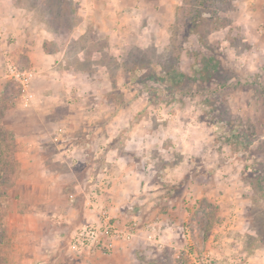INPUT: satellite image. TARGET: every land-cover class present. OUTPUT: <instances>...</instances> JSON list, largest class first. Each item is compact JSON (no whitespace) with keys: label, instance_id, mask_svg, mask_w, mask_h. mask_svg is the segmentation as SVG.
I'll return each instance as SVG.
<instances>
[{"label":"rangeland","instance_id":"1","mask_svg":"<svg viewBox=\"0 0 264 264\" xmlns=\"http://www.w3.org/2000/svg\"><path fill=\"white\" fill-rule=\"evenodd\" d=\"M188 8L189 0H0V62L6 56L32 69L41 53L43 61L44 54L62 55L50 64L64 61L62 71L87 82L90 97L83 105L90 111L62 120L90 132L95 145L87 150L93 165L76 166L83 169L81 190L87 195L96 189L105 168L129 167L147 178V190L163 191L142 198L132 179L135 187L127 190L145 210L131 207L114 217L110 208L117 221L150 218L143 222L160 227L167 242L183 228L188 244L213 255L219 251L222 264H264V0H231L223 11H205L185 24ZM29 29L43 38L32 61L28 48L11 52L3 46L38 42ZM20 96L0 64V264H104L96 253L105 251L72 254L68 236L62 251L43 252L39 211L30 212L37 205L27 202L26 190H15L22 171L16 158L22 142L33 137L49 142L47 156L58 153L47 134L37 138L23 124L49 128L61 118L39 121L21 106ZM65 102L57 106L62 112L69 108ZM117 157L124 167L114 164ZM50 169L63 175L65 188L71 185L64 161ZM114 181H105L102 199ZM169 222L174 226L164 229ZM139 240L121 241L116 254L173 255L177 264L168 246L147 243L141 249ZM235 256L240 260H227Z\"/></svg>","mask_w":264,"mask_h":264},{"label":"crops","instance_id":"2","mask_svg":"<svg viewBox=\"0 0 264 264\" xmlns=\"http://www.w3.org/2000/svg\"><path fill=\"white\" fill-rule=\"evenodd\" d=\"M14 18L15 19L13 20H16V17ZM9 22H11V19L9 20ZM33 31L35 32V36L39 37L38 42L35 40L29 44H26L24 42L25 40L21 41V43L17 41L14 44H11L10 47L8 45H3L4 48H8L7 50L11 52L15 49L19 50V48H28L26 49L25 54L26 57L31 59L33 56H36V52L41 51V43L43 40L42 36H40L41 32H36L35 30ZM28 32L30 34L33 33L30 29L28 30ZM25 38L32 41L31 38L26 34ZM31 44L35 47H31ZM44 56L46 60L43 61V53H41V56L38 57V61L30 62L31 64H29L31 67H33L32 69H39L40 74L31 83V90L34 93L35 101L26 108L28 109V113L34 114V116H36L37 119L41 122H43L44 118L51 117L52 115L58 119L61 118V121H57L58 123H54L55 125H49V128H47V126H43V123H40L38 127L33 128L31 127V125H29V120H27L26 124L23 125L27 126L26 128L30 132L32 131L33 133L35 131L34 134H37V138L38 134L39 137H41V135L47 134L46 137H48L50 141H52L51 143L54 149L58 150V153L47 156L46 150L48 149L49 142L47 143L45 140L41 142L38 140L39 138L35 140L33 139V137L28 141H23L21 144L23 146V152L16 158L22 171L20 173L21 177L19 176L17 180L20 181V184H16L17 188L15 190L19 193L22 190H26V194H29V199L27 200V202L37 205L34 210L31 208L30 212L34 213L36 212V210L39 211V219L37 222L41 224L44 238L43 244L46 245V249H44L43 252L56 253L57 251H62V248H60L59 245L61 244V241L62 239H64V237L68 236L69 240L70 235L78 226L94 219L95 213L85 205L86 194L83 190H81V181H79L82 178L83 169H80L79 171V168H77L76 166L87 165L86 167H88L89 165H93V159L89 156L91 152L87 150L95 149V145L88 140L90 135H92L90 134V132L86 133V130H83L85 133L83 134L81 130H77L75 124V127H71V125L64 124V121H62L66 119L69 123V117H85V114L90 111L88 110L89 105H83L85 104L84 102L88 100V97H90L87 96L89 95V93L86 92L89 89L87 82H83V80H81L80 78H76L77 74H69V71L67 70L62 71L61 68L62 65L65 64L64 61L60 64L59 62H56L54 65L50 64L51 59L55 60L61 58L62 55H60L59 57L54 54H52L51 56L50 54H44ZM32 60L33 59H31V61ZM82 86L83 88H81ZM64 101H66L65 103H68L69 105V108H67V112H62L57 108V106L62 102L64 103ZM78 127H80V125ZM70 135H73L75 139H78L71 142V139H67ZM112 160L113 159H111L110 161ZM63 161L66 166L71 168L70 171L69 169H66L65 171V174L67 175L66 182L72 185L71 189V185L68 184V186H66L65 188V184L59 183L60 181H62L61 178L64 180V177L61 173L58 172V170L52 171V169H50L51 165L54 164V166H56L58 163L63 164ZM113 161L117 166H125L122 164L121 158L117 157ZM120 169H122V167H120ZM104 170H106V168ZM90 173V169H88L86 175L88 176ZM105 174L110 180H115L113 185H111L106 190L105 197H103L102 199L103 202L109 208H111L114 217L118 216V210H122L121 212H123L124 214H128L127 209H130L131 207V209L134 208L138 212H144L145 210L144 203L142 201H139L138 198L134 200L136 196H130L132 190H127L129 188L131 189L135 187L132 179L138 180L137 182L139 183L138 186H136L137 193L142 196V198L144 195L146 196L148 194L155 197L157 195L160 196L161 193H163V191L161 192V190H159L157 187L152 191L147 190L146 182H144L147 178L143 176H136L137 174H134L129 169V167L123 169L122 171H118L117 168H112L108 172L106 170ZM116 181H118L117 185H115ZM141 181L143 182V184H141ZM123 186H125V189H122ZM78 197L82 198L79 205L77 201L74 202V199L76 200V198ZM121 197L124 199L122 200ZM122 202L124 203V205L122 204ZM133 202L136 204H133ZM141 203H143L142 206H140ZM124 206H126L127 208ZM148 219H142V222L138 221L141 228H143V231H141L133 240H130L134 241L135 239H140L136 244L137 247H141V249L147 243L155 247L154 244H152L145 238L146 228L150 226L158 232H160L161 230L160 227L156 226V224H154L153 222H143L149 221ZM23 220H25V218H23ZM172 226H174L173 222H169L164 229L170 228ZM214 231L217 230L215 229ZM176 239H181L182 242L179 243L176 241ZM68 240H66V242ZM229 240H232V238ZM121 241L125 242L127 240L116 241L110 252L100 254L101 252L97 251L100 253H96V256H98L99 259L103 257L104 262L106 261L104 264H174V262L172 263L171 261V257H173V255H159L157 257L155 256L156 258H153L149 255L147 256V254H142V251H138L131 254L130 257L128 253L119 256L116 253L117 248L121 245ZM185 242V237L183 238L181 231L179 230L177 231L175 238H173L171 241H168L167 244L164 245V247L168 246L167 248L175 251L178 244L179 246H183ZM217 243L218 242L212 243L213 246H215V248L213 249L214 251L219 249V247H216ZM222 244H224V242H221L220 245ZM233 245H235V243L232 244V246ZM216 252L217 253L215 254L214 264H222L221 259L223 256L218 253L219 251ZM234 259L236 261L240 260L237 256L227 258L229 262H232V260Z\"/></svg>","mask_w":264,"mask_h":264},{"label":"built area","instance_id":"3","mask_svg":"<svg viewBox=\"0 0 264 264\" xmlns=\"http://www.w3.org/2000/svg\"><path fill=\"white\" fill-rule=\"evenodd\" d=\"M3 37L4 32L0 28V42ZM0 64L3 77L19 87L21 106L29 107L35 101L31 83L39 76L40 72L34 69L21 68L10 57L6 56L3 57ZM105 172L106 170H103L99 186L87 193L85 199V205L95 213L94 219L81 224L70 235L68 248L77 256H89L96 251L110 252L116 241L133 240L143 231L136 219L119 222L112 216L110 208L102 200L103 188L108 179ZM180 231L186 240L183 228ZM145 238L156 248L160 249L165 245V240L161 234L150 226L146 228ZM174 259L177 264H214L215 255L206 250L196 249L186 240L183 246L175 249Z\"/></svg>","mask_w":264,"mask_h":264},{"label":"trees","instance_id":"4","mask_svg":"<svg viewBox=\"0 0 264 264\" xmlns=\"http://www.w3.org/2000/svg\"><path fill=\"white\" fill-rule=\"evenodd\" d=\"M230 4L231 0H189V8L187 9L188 17L185 24H188V22L191 23L193 19L201 15L200 13L210 11L212 16L214 13L216 14L217 12L223 11ZM210 7H212V10ZM164 78L167 83H172H170V81L173 80L170 76V71H166Z\"/></svg>","mask_w":264,"mask_h":264}]
</instances>
